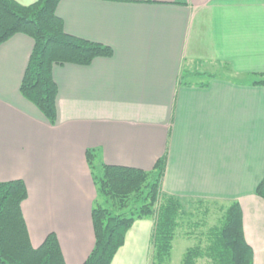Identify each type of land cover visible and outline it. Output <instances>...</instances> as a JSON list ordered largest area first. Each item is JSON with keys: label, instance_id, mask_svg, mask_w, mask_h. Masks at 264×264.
Masks as SVG:
<instances>
[{"label": "crops", "instance_id": "1", "mask_svg": "<svg viewBox=\"0 0 264 264\" xmlns=\"http://www.w3.org/2000/svg\"><path fill=\"white\" fill-rule=\"evenodd\" d=\"M56 15L66 34L113 55L53 67L50 125L19 92L32 39L17 34L0 46V183L27 188L31 246L53 233L65 264H83L96 199L85 153L95 150L99 163L143 171L165 157L164 194L238 202L253 264H264V201L255 195L264 177V88L236 77L264 74V1L60 0ZM221 64L231 74L210 70ZM185 71L215 78L184 86ZM153 225L135 221L111 264H148Z\"/></svg>", "mask_w": 264, "mask_h": 264}, {"label": "trees", "instance_id": "2", "mask_svg": "<svg viewBox=\"0 0 264 264\" xmlns=\"http://www.w3.org/2000/svg\"><path fill=\"white\" fill-rule=\"evenodd\" d=\"M59 1L37 0L22 5L16 0H0V46L17 34L32 39L33 49L19 92L50 125L56 120L57 86L52 77L53 67H86L96 59H108L113 55L107 46L66 34L62 20L56 15ZM222 68L223 75L231 74L229 65L223 64ZM201 76L208 80L215 78L213 74L185 71L179 80L182 85L191 86L192 78ZM244 76V80H237L264 88V74ZM85 159L96 199L91 210L94 246L83 264H111L128 230L135 221L143 219L154 221L151 264H170L177 229L196 226L198 223L190 220L201 215L206 218L212 208L220 213L219 220L201 232L203 241L198 239L195 246L185 250L180 264H253V252L244 237L238 202L218 205L164 194L161 182L165 157L159 158L150 171L99 163L95 150H87ZM255 195L264 201V177ZM26 198L27 188L23 181L0 183V264H65L55 234L47 235L37 248L31 246L22 213ZM184 219L188 221L186 225L180 223Z\"/></svg>", "mask_w": 264, "mask_h": 264}, {"label": "rangeland", "instance_id": "3", "mask_svg": "<svg viewBox=\"0 0 264 264\" xmlns=\"http://www.w3.org/2000/svg\"><path fill=\"white\" fill-rule=\"evenodd\" d=\"M210 70L214 71L215 74L217 73V75H221V73L225 72V70L222 68V64L220 66L219 65L210 66ZM243 76L244 75H236V77L244 80L245 78H242ZM105 206L106 205H103V207ZM207 214L208 216L206 218L202 217L201 215V216H195L190 220L191 222H194L195 224L198 223L196 226H189L188 228V226L186 225V223L188 222L187 219L186 220L184 219L185 221L182 220L180 222L186 226L181 227V228L179 227L177 229V233L172 242V251H171L172 261L181 262L183 254L187 248L195 246L196 245L195 243L198 242V239H201V241L204 240L203 239L204 234H201V232L204 233L208 228L216 225L217 221L220 218V213H218L214 208H212V210H210ZM151 252L149 253V257H148V260H149L148 264H151ZM201 263L202 262H199V264Z\"/></svg>", "mask_w": 264, "mask_h": 264}]
</instances>
